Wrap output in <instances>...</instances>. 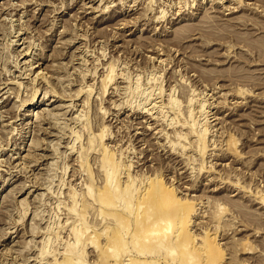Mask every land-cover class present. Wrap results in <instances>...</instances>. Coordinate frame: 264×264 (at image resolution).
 I'll list each match as a JSON object with an SVG mask.
<instances>
[{
	"label": "rangeland",
	"instance_id": "374dc122",
	"mask_svg": "<svg viewBox=\"0 0 264 264\" xmlns=\"http://www.w3.org/2000/svg\"><path fill=\"white\" fill-rule=\"evenodd\" d=\"M3 1L0 264H264V0Z\"/></svg>",
	"mask_w": 264,
	"mask_h": 264
},
{
	"label": "bare ground",
	"instance_id": "6f19581e",
	"mask_svg": "<svg viewBox=\"0 0 264 264\" xmlns=\"http://www.w3.org/2000/svg\"><path fill=\"white\" fill-rule=\"evenodd\" d=\"M6 0H4L3 2H2V4H4V3H6L5 2ZM11 1V0H10ZM26 2H29L30 0H25ZM36 1V0H35ZM2 4H1V6H2ZM11 4V3H10ZM23 5V4H22ZM14 6V5H13ZM223 6V5H222ZM12 7V6H11ZM17 7V6H16ZM16 7H13V8H16ZM230 8V7H229ZM235 8V7H234ZM26 10V9H25ZM233 10V9H232ZM12 11V10H11ZM14 12V11H13ZM31 12V11H30ZM86 12V11H85ZM5 13V12H4ZM86 14V13H85ZM8 15V14H7ZM224 15V14H223ZM18 16H19V14H18ZM2 18V17H1ZM120 19V18H119ZM12 20V19H11ZM229 20V19H228ZM122 25H123V23H122ZM124 26V25H123ZM23 41V40H22ZM27 54V53H26ZM29 55V54H28ZM22 56V55H21ZM30 56V55H29ZM31 57H32V55H31ZM37 57V56H36ZM34 58V57H33ZM25 63V62H24ZM37 63V62H36ZM32 64V63H31ZM33 66V65H32ZM31 67V66H30ZM37 68H40V66L39 67H37ZM36 68V69H37ZM30 69V68H29ZM109 69V68H108ZM112 69H109V71H108V73H107V78H109V79H107V80H112ZM27 75V74H26ZM105 75V74H104ZM112 77V78H111ZM104 79H106V77H104ZM104 83H105V81H103ZM123 82V81H122ZM102 84V83H101ZM112 85H114V84H112ZM115 85H117V84H115ZM100 86V85H99ZM101 87V86H100ZM105 87V86H104ZM116 87V88H115ZM102 88V87H101ZM110 88V93L112 94V93H114L113 91H114V89H117V86H111V87H109ZM240 90V89H239ZM108 95V94H107ZM246 97V96H245ZM3 98V97H2ZM6 98H8V97H6ZM232 99L234 100L233 102L234 103H232L233 104V106H234V104H235V106H239V105H241L242 104V101H243V97H241V96H238V95H234V97H232ZM244 99H246V98H244ZM246 101V100H245ZM6 105V104H5ZM245 105V104H244ZM150 106V105H149ZM231 106V105H230ZM255 107V106H254ZM115 108V107H114ZM244 109V108H243ZM252 109H254V108H252ZM147 111V110H146ZM155 111V110H154ZM221 111V110H220ZM227 111V110H226ZM234 111V110H233ZM229 112V111H228ZM140 113H142V112H140ZM145 113V112H144ZM147 115V114H146ZM240 116V115H239ZM238 117V116H237ZM258 117H260V116H258ZM144 119V118H143ZM238 119H240V118H238ZM260 119H262V118H260ZM225 121V120H224ZM257 121H259V120H257ZM261 121H264V120H261ZM114 123V122H113ZM140 123V122H139ZM142 123V122H141ZM214 123V122H213ZM142 124H145V123H142ZM259 124V123H258ZM104 128V127H103ZM135 128V127H134ZM138 129H142V130H144V129H149V128H147L146 126H141V127H139ZM145 130V131H146ZM148 131V130H147ZM106 132V131H105ZM137 134H140V132L138 133V132H136ZM142 134V133H141ZM157 134V133H156ZM176 134V133H175ZM133 135V134H132ZM143 135V134H142ZM135 136V135H134ZM150 139V138H149ZM151 143V142H150ZM97 145H99V144H97ZM104 145V144H103ZM158 145V144H157ZM159 146H160V144H159ZM171 146V145H170ZM104 147V146H103ZM174 147V146H173ZM99 148V147H98ZM106 148V147H105ZM109 148V147H108ZM114 148V147H113ZM149 148V147H148ZM99 152V151H98ZM100 153V152H99ZM108 154V153H107ZM108 156V155H107ZM229 156V155H228ZM231 156V155H230ZM233 156V157H232ZM232 158H235V156L232 154ZM12 157V156H11ZM100 157V156H99ZM102 158V157H101ZM108 158V157H107ZM175 158H176V156H175ZM231 159V158H230ZM235 160H236V158H235ZM95 163V162H94ZM237 163V162H236ZM103 164H105L104 165V170H110V167H112V165L111 164H113V162L112 161H110V159L109 160H107L106 162H103ZM104 173V172H103ZM107 174V173H106ZM110 177V176H109ZM130 181V180H129ZM112 183V182H111ZM119 184H117V186H118ZM172 188V187H171ZM170 189V188H169ZM146 190V189H145ZM89 193V192H88ZM91 194V193H90ZM128 194V193H127ZM124 195V197H123V199L125 198V197H127L128 195ZM108 199V198H107ZM107 199H103L102 200V202H103V205L105 206V207H112L113 206V202H111V201H109V200H107ZM82 201H84V200H82ZM89 201V200H88ZM127 202V203H126ZM124 204L126 205V204H128V201H126ZM87 203V202H86ZM178 204H179V202L177 201V200H175L174 198H173V196L172 197H169V199L167 198L166 200H164L163 202H161V203H159V204H157V207L159 208V210H160V214L164 217V220H163V218L161 217V218H158L157 216H155V217H153V215H155V214H152L150 211V213L148 212V211H146V213H145V219H146V221H150V220H152V223H150L153 227H152V229H151V232H152V234L154 233V232H156V230L155 229H153L154 227H156L157 225H159V223H164L165 225H167V228H168V231H169V228L171 227L172 228V230H171V234L170 235H166V234H160L159 235V238H158V240H157V246H161L165 241L166 242H169L170 244H172V246H173V244L175 245V247H176V249H178L177 248V246H176V244L178 243H176L175 241H176V239L178 240V239H180V238H182V237H184V238H190L189 237V234H188V231H187V229H186V227H184V220H185V218L186 217H188L187 215H188V213H186L185 214V212L184 211H182L181 212V210H178L177 208H176V206H178ZM91 206V205H90ZM127 206H129V205H127ZM126 206V207H127ZM142 206H144V205H142ZM82 207H83V205H82ZM139 207V206H138ZM87 207H85V209H86ZM128 208V207H127ZM136 210V209H135ZM148 210H149V207H148ZM85 212V211H84ZM89 212V211H88ZM93 212V211H92ZM139 212V211H138ZM184 212V213H183ZM135 213V212H134ZM95 214V213H94ZM97 214V213H96ZM181 215H183V216H181ZM68 216V215H67ZM150 217H153L152 219L150 218ZM110 221V220H109ZM65 222V221H64ZM66 224V223H65ZM64 224V225H65ZM138 224V223H137ZM170 224V225H169ZM75 225H78V222H76V224H74V226ZM168 225L170 226V227H168ZM81 226V225H80ZM100 226V225H99ZM106 226V225H105ZM135 226H137V225H135ZM73 227V225L71 226V228ZM78 227L79 226H77V229H75V231L76 230H79L80 231V227H79V229H78ZM74 228H76V227H74ZM135 228H137V227H135ZM139 228V227H138ZM70 229V228H69ZM73 229V228H72ZM71 229V230H72ZM74 230V229H73ZM105 230V229H104ZM83 231V232H82ZM82 231H80L79 233H78V231H76V233H78V234H84L86 231H84V230H82ZM107 231H109V229H107ZM165 231V230H164ZM69 232V231H68ZM98 232H100V231H98ZM102 232V231H101ZM70 233H72V231L70 232ZM75 232L73 231V233L72 234H74ZM112 233H113V231H112ZM111 233V234H112ZM163 233V232H162ZM191 233H192V231H191ZM78 234H76L77 236H75V238L76 239H74L76 242H78L79 240H82V239H80V237L78 236ZM95 235V234H94ZM108 235H109V233H108ZM194 235V234H193ZM84 237H85V234L83 235ZM110 236V235H109ZM133 236V235H132ZM82 237V236H81ZM83 237V238H84ZM94 237V236H93ZM92 237V238H93ZM96 237V236H95ZM86 238H90V235H89V237L86 235V237H85V242L86 243H88V241L89 240H86ZM127 240V239H126ZM83 241V240H82ZM189 241V240H188ZM85 242H84V244H85ZM153 242V241H152ZM144 243H146V241L144 242ZM77 244V243H76ZM83 244V243H82ZM82 244H79V246L80 245H82ZM110 244V243H109ZM92 245V244H91ZM103 245V244H102ZM136 245V244H135ZM179 245V244H178ZM198 245V244H197ZM70 246H72V244L70 245ZM74 246V245H73ZM83 246V245H82ZM81 246V247H82ZM87 246V245H86ZM182 246V245H181ZM180 246V247H181ZM219 246V245H218ZM75 247V246H74ZM74 247H72L73 249H74ZM102 247V246H101ZM184 247V246H183ZM183 247H181V249H183ZM186 247V246H185ZM207 247V246H206ZM71 248V247H70ZM71 248V249H72ZM75 248H77V246L75 247ZM190 248V247H189ZM84 249V248H83ZM180 249V248H179ZM106 250H108V249H106ZM106 250H104V251H106ZM165 250V249H164ZM184 250V249H183ZM185 250H187V247H186V249ZM189 250V249H188ZM74 251H75V249H74ZM77 251H79V249L77 250ZM81 251V250H80ZM80 251H79V253H80ZM112 251H113V249H112ZM166 251V250H165ZM216 251H218L217 250V248L216 247H212L211 248V250H210V254H215L216 253ZM64 252V251H63ZM83 252V251H82ZM170 252V251H169ZM107 253H109L108 251H107ZM67 254V253H66ZM74 252L72 253H69V260H67V262L65 263V264H72V262H70V260L73 258V256H74ZM82 254V253H81ZM191 254H193V253H190V257H188L189 255L188 254H186V252H185V255H184V257H183V260L181 259V263L183 264V261H188V263H189V260H190V263L191 264H199L200 263V260L199 261H196L197 260V258L195 259V261H194V263H193V261H191V260H193L194 258L192 257V256H194V254L193 255H191ZM196 256V255H195ZM127 256H125L124 258H122L121 259V262L123 263V264H128L130 261H131V259H130V257H127ZM148 257V256H147ZM65 259V258H64ZM103 259V258H102ZM102 259H100V260H102ZM162 259V258H161ZM99 260V262H102V261H100ZM164 260V259H163ZM64 261V260H63ZM73 261H75V259L73 260ZM76 262V261H75ZM112 262V261H111ZM218 262H220L219 260L217 261V263ZM52 263V262H51ZM55 263V262H54ZM53 263V264H54ZM187 263V264H188ZM58 264V263H57ZM101 264V263H100ZM109 264V263H108ZM112 264V263H111Z\"/></svg>",
	"mask_w": 264,
	"mask_h": 264
}]
</instances>
